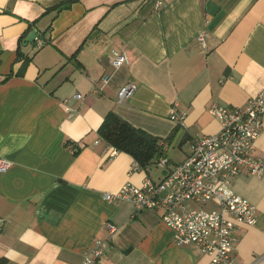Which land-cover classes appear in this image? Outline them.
<instances>
[{
    "label": "crops",
    "instance_id": "0c3cea01",
    "mask_svg": "<svg viewBox=\"0 0 264 264\" xmlns=\"http://www.w3.org/2000/svg\"><path fill=\"white\" fill-rule=\"evenodd\" d=\"M63 1L0 0V159L10 163L0 172L2 264H81L96 241L104 248L94 264H209L195 245L173 243L159 212L105 200L166 171L133 170L97 130L113 112L187 146L167 169L180 163L195 140L219 131L212 103L241 107L264 91V0H77L51 10ZM32 30L41 47L24 44ZM114 51L128 59L118 69ZM124 85L135 89L119 101ZM172 108L185 114L182 126ZM225 192L257 213L254 225L236 226L237 264H264V178L242 173Z\"/></svg>",
    "mask_w": 264,
    "mask_h": 264
},
{
    "label": "built area",
    "instance_id": "2783aa9c",
    "mask_svg": "<svg viewBox=\"0 0 264 264\" xmlns=\"http://www.w3.org/2000/svg\"><path fill=\"white\" fill-rule=\"evenodd\" d=\"M161 6L156 2L155 7ZM205 33L197 35L204 45ZM37 47L43 39L35 37ZM111 65L118 69L128 62L126 54L112 52ZM108 77H103L105 84ZM133 85H124L118 92V100L130 97ZM79 97V95H78ZM175 107V105H174ZM209 115L218 122L219 131L203 136L190 145L186 158L168 170L169 160L165 155L155 162L157 168L166 171L160 180L144 178L141 185L125 183L118 193L105 195L109 203L130 202L137 211L159 212L162 222L171 229L173 243L179 247L195 245L208 257L209 264H237L235 244L237 225L252 226L256 223L255 207L237 195H227L225 189L240 174L247 173L257 179L264 178V154L253 155L255 142L263 126L264 91L250 98L241 107H229L212 103ZM184 113L172 108L169 119L182 126ZM160 145L164 152L166 141ZM114 154V150H111ZM10 163L0 159V172L6 171ZM139 166L135 162L133 170ZM209 208H207V207ZM109 234L116 230L105 224ZM3 220L0 219V235ZM104 248V242L96 241L93 249L85 253L81 264H94Z\"/></svg>",
    "mask_w": 264,
    "mask_h": 264
},
{
    "label": "trees",
    "instance_id": "16d2710c",
    "mask_svg": "<svg viewBox=\"0 0 264 264\" xmlns=\"http://www.w3.org/2000/svg\"><path fill=\"white\" fill-rule=\"evenodd\" d=\"M75 1L77 0H65L51 10L58 12L68 8ZM97 134L106 145L112 147L116 152L130 155L141 169H146L155 164L159 157L165 155L160 145L162 139L131 126L113 112L106 114ZM166 140H170L169 137ZM0 264H2V260H0Z\"/></svg>",
    "mask_w": 264,
    "mask_h": 264
},
{
    "label": "rangeland",
    "instance_id": "374dc122",
    "mask_svg": "<svg viewBox=\"0 0 264 264\" xmlns=\"http://www.w3.org/2000/svg\"><path fill=\"white\" fill-rule=\"evenodd\" d=\"M187 151V146H181L179 147L178 146V142L175 140V141H172L171 144L168 145L167 149H166V152H165V157L170 160V162H179L183 156H184V153ZM152 168H151V175L153 177H156L157 174H160L162 171V169H159V168H155V164H152L151 165ZM207 207V206H206ZM209 208V207H207Z\"/></svg>",
    "mask_w": 264,
    "mask_h": 264
},
{
    "label": "water",
    "instance_id": "95a60500",
    "mask_svg": "<svg viewBox=\"0 0 264 264\" xmlns=\"http://www.w3.org/2000/svg\"><path fill=\"white\" fill-rule=\"evenodd\" d=\"M35 37H36V32H35L34 30H32V31L28 34V36L26 37V39H25V43H24V44H28V43L34 41Z\"/></svg>",
    "mask_w": 264,
    "mask_h": 264
}]
</instances>
